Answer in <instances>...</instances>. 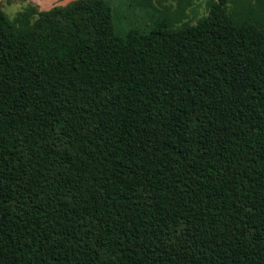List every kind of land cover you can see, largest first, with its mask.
Here are the masks:
<instances>
[{
    "label": "trees",
    "instance_id": "16d2710c",
    "mask_svg": "<svg viewBox=\"0 0 264 264\" xmlns=\"http://www.w3.org/2000/svg\"><path fill=\"white\" fill-rule=\"evenodd\" d=\"M231 1L125 35L0 7V264H264V22Z\"/></svg>",
    "mask_w": 264,
    "mask_h": 264
},
{
    "label": "crops",
    "instance_id": "0c3cea01",
    "mask_svg": "<svg viewBox=\"0 0 264 264\" xmlns=\"http://www.w3.org/2000/svg\"><path fill=\"white\" fill-rule=\"evenodd\" d=\"M72 1L76 0H37L36 4L33 3V7L37 8L39 11H48L53 7H65ZM104 1L107 2L111 8L114 30L118 35H125L133 30L146 33L140 31L142 27H145L143 24L144 21L140 18H146L148 23L152 22V25L149 24L151 29L157 22L163 20L171 24H176L181 20H190V22L192 20V22H195V18L190 19V16L194 15L196 12L198 13L204 6L202 5V0H171L173 1V6L167 11L165 8L169 0H124L126 6L123 8H115L113 0ZM133 10H140L142 15L137 17ZM148 16L151 17L150 20ZM148 23L146 25H148ZM120 25L130 26L134 29L122 33L118 29Z\"/></svg>",
    "mask_w": 264,
    "mask_h": 264
},
{
    "label": "rangeland",
    "instance_id": "374dc122",
    "mask_svg": "<svg viewBox=\"0 0 264 264\" xmlns=\"http://www.w3.org/2000/svg\"><path fill=\"white\" fill-rule=\"evenodd\" d=\"M202 5L203 8L200 9L198 11V13L196 12L194 15L190 16L191 18H195L194 21H198L199 19H201L202 17H205L207 15L208 12V5L213 1V0H202ZM33 3H37V0H0V7L2 9V11L9 17V18H13L18 12L24 10L26 7L30 6H34ZM113 5L115 8H123L126 6V2L124 0H113ZM173 6V1L169 0L168 3L166 4V10L169 11L170 8ZM230 8H237L238 7V14H242L244 15L245 12L243 11L245 8H249L252 10V15L257 18V19H261L264 22V0H233L231 1V4L229 5ZM135 11L134 13L137 15V17H140L142 15V13L140 12V10H133ZM207 11V12H206ZM237 14V16H238ZM144 21V25L145 27L141 28L140 31L143 32H149L151 29V26H149V24L152 25V22L148 23L146 18H140ZM148 19L150 20L151 17L148 16ZM182 21V20H181ZM178 22L175 25V27L181 26L182 23L185 22H190V20H183L182 22ZM192 22V20H191ZM148 23V25H146ZM194 23V22H192ZM150 28H149V27ZM135 27V26H134ZM122 33H126L131 29H134L133 27L130 26H125V25H120L118 28Z\"/></svg>",
    "mask_w": 264,
    "mask_h": 264
}]
</instances>
